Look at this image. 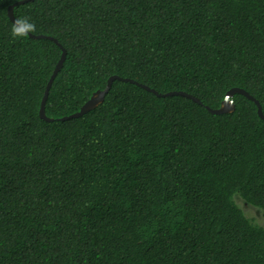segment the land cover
Segmentation results:
<instances>
[{
	"label": "trees",
	"instance_id": "trees-1",
	"mask_svg": "<svg viewBox=\"0 0 264 264\" xmlns=\"http://www.w3.org/2000/svg\"><path fill=\"white\" fill-rule=\"evenodd\" d=\"M0 0V264H264V0ZM65 57L40 102L61 56ZM104 100L80 117L90 96ZM181 91V96L159 97Z\"/></svg>",
	"mask_w": 264,
	"mask_h": 264
},
{
	"label": "water",
	"instance_id": "water-1",
	"mask_svg": "<svg viewBox=\"0 0 264 264\" xmlns=\"http://www.w3.org/2000/svg\"><path fill=\"white\" fill-rule=\"evenodd\" d=\"M28 1H32V0H22V1H18L14 4H12L11 6H9L7 8V16L9 18V20L12 22L14 20V15H13V8L19 4H23L25 2H28ZM29 36L31 38H47L49 40H53L54 39H51L50 37H45V36H42V35H32V34H29ZM61 48V47H60ZM64 57H65V52H64V49L61 48V56H60V59L58 60L47 84H46V88H45V91H44V95L41 99V102H40V108H39V117L42 119V120H45V121H52V119H48L45 114H44V104H45V101H46V98H47V95H48V90L54 80V77L56 75V73L59 71L60 67L62 66V62L64 60ZM117 79H120L119 77H116V76H111L108 78L107 82H106V85L104 87V89L102 90H98L96 92H94L90 98L80 107L79 111L76 112V113H73L67 117H63L61 118L60 120L61 121H64V120H69V119H73V118H77V117H80L81 115L85 114L86 112L90 111V110H93L95 107H97L100 103H102V101L104 100V95L105 93L109 90L110 88V85L112 83V81L114 80H117ZM124 81H127V82H130V83H134L136 84L137 86L157 95V96H161V97H168V96H181V97H185L187 99H190L192 100L193 102L195 103H198V104H201V102L193 97L192 95L190 94H187L185 92H181V91H171V92H166L164 94H159L157 93L155 90L153 89H150L148 88L147 86L145 85H142V84H139V83H136L134 82L133 80H130V79H123ZM234 94H240L244 97H246L247 99H249L250 101L254 102L255 106H256V113L257 115L259 116V118H261L262 120H264V116L261 112V108H260V105L258 103L257 100H255L252 96H250L245 90L243 89H240V88H232L230 90H228L224 96V99L222 100V102L220 103V105L218 106V108L216 109H210L208 107H205L210 113L212 114H216V115H220V114H229V113H232L235 109L234 107V104H233V101L231 100L233 95Z\"/></svg>",
	"mask_w": 264,
	"mask_h": 264
},
{
	"label": "clouds",
	"instance_id": "clouds-1",
	"mask_svg": "<svg viewBox=\"0 0 264 264\" xmlns=\"http://www.w3.org/2000/svg\"><path fill=\"white\" fill-rule=\"evenodd\" d=\"M36 31V25L28 16H20L11 22L9 35L13 40H20Z\"/></svg>",
	"mask_w": 264,
	"mask_h": 264
},
{
	"label": "rangeland",
	"instance_id": "rangeland-1",
	"mask_svg": "<svg viewBox=\"0 0 264 264\" xmlns=\"http://www.w3.org/2000/svg\"><path fill=\"white\" fill-rule=\"evenodd\" d=\"M237 204L242 209L245 216H247L249 219H251L257 225L264 227V218L261 216L260 212L257 209H255L251 206H248L239 200H237Z\"/></svg>",
	"mask_w": 264,
	"mask_h": 264
}]
</instances>
